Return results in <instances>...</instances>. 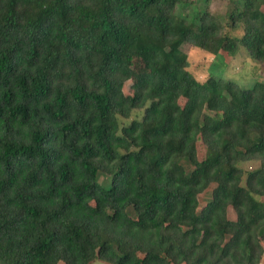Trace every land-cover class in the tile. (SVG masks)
<instances>
[{"label":"trees","instance_id":"trees-1","mask_svg":"<svg viewBox=\"0 0 264 264\" xmlns=\"http://www.w3.org/2000/svg\"><path fill=\"white\" fill-rule=\"evenodd\" d=\"M212 1L0 0V264L262 263L264 80L183 47L264 63V0Z\"/></svg>","mask_w":264,"mask_h":264},{"label":"rangeland","instance_id":"rangeland-1","mask_svg":"<svg viewBox=\"0 0 264 264\" xmlns=\"http://www.w3.org/2000/svg\"><path fill=\"white\" fill-rule=\"evenodd\" d=\"M222 0H214L210 3L209 9L213 13H220L223 7ZM201 5L200 2L197 6ZM203 6V5H202ZM183 50L186 52L189 60V69L192 71L194 76L203 81L207 77V70L211 66H216L218 70L225 71V76L232 79H237L241 84H251L255 80H264V63L259 64L252 61L243 49H240L235 54L224 53L222 54L223 60L220 61L218 58L211 54H208L202 50L185 45ZM132 81L125 83L123 91L125 94L131 93ZM200 157H204L205 152L203 147L198 148ZM99 183L105 185L107 178L105 176H99ZM213 185L210 186L202 195L199 196L200 207L203 206L210 198V191ZM264 246V243H263ZM59 264H63L60 262ZM264 264V256L262 263Z\"/></svg>","mask_w":264,"mask_h":264}]
</instances>
